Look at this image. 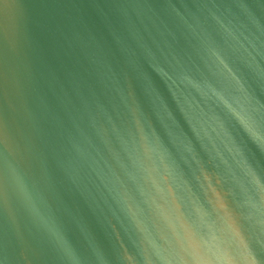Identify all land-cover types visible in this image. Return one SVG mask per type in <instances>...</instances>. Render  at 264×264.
I'll list each match as a JSON object with an SVG mask.
<instances>
[{
	"label": "water",
	"instance_id": "1",
	"mask_svg": "<svg viewBox=\"0 0 264 264\" xmlns=\"http://www.w3.org/2000/svg\"><path fill=\"white\" fill-rule=\"evenodd\" d=\"M0 264H264V0H0Z\"/></svg>",
	"mask_w": 264,
	"mask_h": 264
}]
</instances>
